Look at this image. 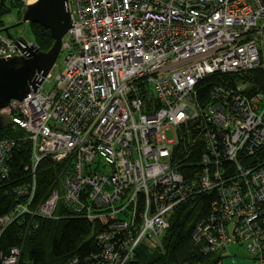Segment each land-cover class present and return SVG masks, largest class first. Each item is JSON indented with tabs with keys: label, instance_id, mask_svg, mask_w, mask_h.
Returning a JSON list of instances; mask_svg holds the SVG:
<instances>
[{
	"label": "built area",
	"instance_id": "1",
	"mask_svg": "<svg viewBox=\"0 0 264 264\" xmlns=\"http://www.w3.org/2000/svg\"><path fill=\"white\" fill-rule=\"evenodd\" d=\"M21 1L25 8L35 0ZM67 6L73 26L52 87H43L48 74L34 92L0 108L10 118L0 131L13 124L23 133L0 136V182L17 141L30 146L27 178L3 190L16 202L0 215V235L16 220L81 217L97 224L98 250L64 264H129L139 244L162 246L178 204L215 190L194 241L203 240L207 252L243 244L249 264H264V156L251 159L264 146V93L248 92L242 81L212 84L204 101L197 94L215 72L264 68V0ZM16 39L0 32V57L25 55ZM193 155L190 164L201 169L185 178L179 165ZM44 160L59 170L37 196ZM19 250L0 252V264H19Z\"/></svg>",
	"mask_w": 264,
	"mask_h": 264
},
{
	"label": "trees",
	"instance_id": "2",
	"mask_svg": "<svg viewBox=\"0 0 264 264\" xmlns=\"http://www.w3.org/2000/svg\"><path fill=\"white\" fill-rule=\"evenodd\" d=\"M16 7V2L0 0V28L6 25L3 17ZM35 45L39 50L51 47L53 39L50 30L38 23L28 22ZM248 83L247 91L264 93V68L256 67L248 71L236 73L215 72L206 76L199 84L198 97L207 98V91L214 83L225 86H235L239 82ZM21 130L13 128V124L0 131V136L20 137ZM10 159L11 172L0 182V215L7 213L16 202L11 194L5 195L4 188L15 187L25 176L24 167L29 163V142L19 139ZM264 156V146L252 154L251 159ZM197 155L187 157L179 165L183 177L190 178L200 167L194 163ZM183 159V158H182ZM252 160V161H253ZM37 171V196L47 192L52 185L59 167L49 165L48 160L40 164ZM24 175V176H23ZM23 176V177H21ZM36 196V197H37ZM218 198L215 190L192 193L185 201L178 204L170 213L168 226L162 237L161 247L149 248L139 245L131 255L129 264H217L220 252L205 251L206 243L195 242L192 234L197 223L207 218L211 205ZM97 224L90 223L81 217H66L59 219L37 218L32 221H14L0 235V252L6 253L12 246L20 248L19 264H64L74 255H85L98 250L92 237Z\"/></svg>",
	"mask_w": 264,
	"mask_h": 264
},
{
	"label": "water",
	"instance_id": "3",
	"mask_svg": "<svg viewBox=\"0 0 264 264\" xmlns=\"http://www.w3.org/2000/svg\"><path fill=\"white\" fill-rule=\"evenodd\" d=\"M14 24L0 28L7 38L12 37L10 28L24 23L34 22L50 30L53 43L47 50H39L35 43L27 45L21 37L14 43L25 55L16 54L0 57V108L11 99H22L28 91H33L47 76L61 52L63 36L71 24V15L67 0H35L28 3L21 17ZM13 38V37H12ZM10 124L7 114H0V130Z\"/></svg>",
	"mask_w": 264,
	"mask_h": 264
},
{
	"label": "rangeland",
	"instance_id": "4",
	"mask_svg": "<svg viewBox=\"0 0 264 264\" xmlns=\"http://www.w3.org/2000/svg\"><path fill=\"white\" fill-rule=\"evenodd\" d=\"M10 1L16 2V7H11V11L2 18L3 21L6 23V25L14 24L18 20H20L21 19L20 17L24 9L26 8V7L24 8V4L21 0H9V2ZM29 27H30L29 23L24 22L18 25V27L15 26L13 28H10V33L13 38L21 37V39L33 43L34 38ZM63 57H64V53L60 52L55 65L51 68L49 72L48 79L50 81L44 83L43 85L44 88L50 89L52 87L53 83L55 82L54 80L55 76L58 73L59 68L62 67ZM21 135H23L22 132ZM167 136H168L167 138L170 137L169 132H167ZM139 245H144V242ZM220 253L223 256L221 257V259L217 264H232L234 262L249 264L251 262L250 254L248 250H246L245 246H243V244H238V243L228 244L227 246H225V250Z\"/></svg>",
	"mask_w": 264,
	"mask_h": 264
}]
</instances>
